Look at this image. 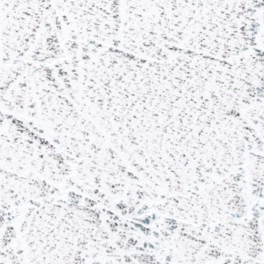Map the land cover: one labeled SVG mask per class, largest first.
Wrapping results in <instances>:
<instances>
[{"label": "snow or ice", "instance_id": "snow-or-ice-1", "mask_svg": "<svg viewBox=\"0 0 264 264\" xmlns=\"http://www.w3.org/2000/svg\"><path fill=\"white\" fill-rule=\"evenodd\" d=\"M0 264H264V0H0Z\"/></svg>", "mask_w": 264, "mask_h": 264}]
</instances>
